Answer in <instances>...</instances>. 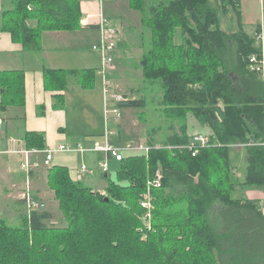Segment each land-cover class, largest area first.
Returning <instances> with one entry per match:
<instances>
[{"label": "trees", "instance_id": "obj_1", "mask_svg": "<svg viewBox=\"0 0 264 264\" xmlns=\"http://www.w3.org/2000/svg\"><path fill=\"white\" fill-rule=\"evenodd\" d=\"M11 1L0 31L27 50L38 49L45 32L81 28L79 0ZM129 6L152 36L140 63L143 78L161 84L166 110L180 118L192 113L206 126L211 145L196 157L179 150L194 136L182 126L164 148L116 162L118 178H107L106 194L73 181L67 167H52L48 184L64 225L49 226L47 210L33 212L18 228L0 217V264H264V211L258 202L234 197L238 184L231 179L229 145L264 141V86L248 70L260 49L245 30L241 0H129ZM230 14L233 32L221 25ZM72 75L84 88L94 86L95 70H46L45 87L63 91ZM125 96L122 109L148 107L147 97ZM25 101L24 73L0 72V116ZM23 140L27 149H46L41 133L28 132ZM246 149L242 184L264 190V147ZM159 167L164 178L151 191L147 221L140 199Z\"/></svg>", "mask_w": 264, "mask_h": 264}, {"label": "crops", "instance_id": "obj_2", "mask_svg": "<svg viewBox=\"0 0 264 264\" xmlns=\"http://www.w3.org/2000/svg\"><path fill=\"white\" fill-rule=\"evenodd\" d=\"M79 1L82 11L81 28L74 32H45L42 34L39 48L36 50H27L21 43L14 42L10 33L0 31V72L22 71L25 75L26 98L23 106L9 105L5 113L0 116V151L8 152L26 148L23 139L28 132L43 134L46 148L58 147L63 144L71 146L82 144L85 147H91L94 142L102 141L99 137L104 135L106 129L105 99L103 88H95L97 81H99L97 79L100 77L98 70L101 66V58L99 64L93 62L85 45L86 31L96 30L99 33L98 20L101 12L121 31V39L114 52L118 70L110 75L112 85L115 83L118 86L117 79L122 72L121 65L127 59L135 63L133 69L137 70L140 73V77H142L140 62L144 53L152 44L151 33L143 29L142 15L140 23L137 22L135 17H137L136 12L138 11L130 8L129 0L106 1L107 3L102 6L95 0ZM115 1V5L109 3ZM260 2H264V0H260ZM241 3L245 30L248 25L258 27L262 25L259 32H264V21H261L260 16L255 14L256 9L259 7L257 5L253 6L252 0H241ZM243 4L247 6L249 12L243 11ZM124 7H128L129 16L134 20V22L131 21L130 25H126V20L124 19H121V23L116 24L107 14L108 10L116 12ZM12 8L13 3L11 0H0V28L2 27L4 13ZM259 32L257 31L256 34ZM255 35L253 38H255ZM46 70H64L70 73L95 70L96 80L93 87L84 88L80 78L72 75L68 77L65 90H54L51 87L47 89L45 87ZM113 88L119 92L114 86ZM132 92L140 93V91L136 90H132ZM62 98L64 105L60 106ZM75 98H78L82 104L80 108L84 119L83 125L88 129L73 130L71 128L68 106L69 102L72 103ZM96 108L98 109V120L94 116ZM124 110L126 109H123V112ZM181 130L183 129L180 128ZM94 133H99L97 135L100 136L93 141H86V138L97 136L90 135ZM81 155H85V159H88V162L91 160L92 164L88 168L90 171L95 172L94 177L96 178L97 174L100 173V177L105 180V172L100 168V163L105 159L102 154L91 152L85 154L74 152L57 153L54 156L52 167H67L73 180L88 183V187L93 189V191L104 193L108 184L102 186L103 188L98 186L90 187V184H95L87 180L88 174L79 179L78 170L80 169ZM89 155H92L91 158H88ZM21 157V155L15 153L0 155V217L15 224L21 219V215L17 212L19 209L17 203L21 201L20 193L23 191L20 188L23 186L22 177L24 178L20 168ZM32 182L35 191H40L38 194H42L43 185L40 180L35 176ZM39 183L41 187H38ZM247 197L248 199H257L256 197L259 196L250 192Z\"/></svg>", "mask_w": 264, "mask_h": 264}, {"label": "rangeland", "instance_id": "obj_3", "mask_svg": "<svg viewBox=\"0 0 264 264\" xmlns=\"http://www.w3.org/2000/svg\"><path fill=\"white\" fill-rule=\"evenodd\" d=\"M105 0L104 3H107ZM253 6L257 5L259 7L256 9L255 14L257 16H260L261 21H264V2H260V0H252ZM103 3V4H104ZM111 5H115V2H109ZM106 5V4H105ZM104 7V6H103ZM253 10V9H252ZM243 11L249 12L247 9V6L243 4ZM107 12V11H106ZM133 13V11H132ZM108 16L116 23H121V19L126 20V25H130L131 21L134 22L132 17L130 18L129 9L128 7H124L123 9L120 8L116 12H112L108 10L107 12ZM137 22L140 23L141 21V14L139 12H136ZM128 17V19H126ZM221 25L224 30L228 32H233L236 30V23L235 19L233 18V14H230V16L226 18H222ZM141 26V25H139ZM262 25L260 26V28ZM258 30V26L255 25H248L246 27V31L251 36H254ZM96 30H89L85 32V45L87 50L89 51L88 54L91 55V59L96 64L100 63V56L99 54L93 50V47L99 42V37ZM98 37V40H97ZM135 59H137L135 57ZM138 60V59H137ZM141 63V62H140ZM135 63L130 60H126L123 62L122 66V72L118 75V86L113 83L112 86H114L116 89L119 90L120 93L123 95H127L130 98L134 97H147L148 99V107L143 110L138 109H126L124 110L121 118V124L116 127L115 134L112 137V142L117 147H126V145L135 143H148L149 139H152L157 142V145L163 144V142L173 133H180V128L182 126L185 127L188 130L190 134H196V133H202L203 135H207L209 133V130L206 126H203L200 124V121L192 114L183 113V117L180 118L179 113L173 112V110H166L164 106H162V98H163V89L160 83L153 85L150 83V81H145V79L140 77V73L137 72V70H134ZM118 70V64L115 61L114 69L110 72V75H112L115 71ZM142 71V70H141ZM109 75V79H110ZM231 77L234 80V84L236 88H239V85L241 83L240 76L235 74L234 72L231 74ZM100 78V77H99ZM97 79L96 83V89H102V79ZM110 82L112 84V81L110 79ZM132 90L140 91V93H133ZM102 91V90H101ZM96 93V92H94ZM81 102L78 100V98H75L72 103L69 102V122H71V128L73 130H84L88 129L85 125H83V115H81ZM172 109V108H171ZM95 119L98 120V109L96 108V113L94 111ZM122 127V128H121ZM121 128V129H119ZM120 131V132H119ZM105 132V131H104ZM99 133H94L90 135H97ZM98 136L86 138V141H93ZM102 139L100 141L101 143L104 141V135L99 137ZM230 147V162H231V168H232V182L234 184H238L235 188L234 197H242L248 199V195H250V192H253L257 194L259 197H256L257 199H249V200H255V202H258V205L260 206V209L264 211V190L256 189L254 187H244L242 183L245 181V170L247 168V159H248V151L247 147L244 148H236L234 145H229ZM126 156H128V153H124ZM88 155V154H87ZM82 156H84L82 158ZM92 155H89L88 158H91ZM85 155H81L79 166L81 167L83 164H86L87 166L91 165V160L88 162V159H85ZM21 162V161H20ZM119 164L116 163L114 160L109 161V170L105 173H108V175L111 176L112 180H117V174L120 170ZM51 168H42L39 169L36 172L31 173L29 176L22 172L24 175V178L22 177L23 186L20 187L22 190V193H20L21 201H18L17 207L18 213L21 215V219L18 223H12L6 221V223L11 227H22V222L24 220L30 217V212L28 208V204L26 203V200H24V195L29 191L32 193L33 196H35L40 202L45 204V208L40 209L38 212L43 213V211L47 210L52 213L53 218L49 221H47V224L49 226H57L61 227L64 225L63 219V213L60 210V203L59 200L56 199L55 192L51 189L50 185L48 184V171ZM22 171V170H21ZM87 175V180H90L95 185H91L90 187H100L108 184L107 180L100 177V173L97 174L96 178L94 177L95 172L90 171ZM71 175V174H70ZM36 176L38 180H40V183L43 185V192L42 194L40 191L36 192L34 189V185L32 180ZM93 177V178H92ZM73 180V178H72ZM75 181V180H73ZM78 183L79 181H75ZM236 182V183H235ZM39 183L38 187H41V184ZM84 186H89L88 183H82ZM21 185V184H19ZM107 187V186H106ZM93 190V189H92ZM97 192V191H95ZM106 194V192L102 193ZM145 239V238H144Z\"/></svg>", "mask_w": 264, "mask_h": 264}, {"label": "built area", "instance_id": "obj_4", "mask_svg": "<svg viewBox=\"0 0 264 264\" xmlns=\"http://www.w3.org/2000/svg\"><path fill=\"white\" fill-rule=\"evenodd\" d=\"M101 6L105 0H95ZM112 1V0H108ZM98 30H99V42L93 47L101 58V66L98 70V75L101 77L103 82V93L105 99L104 113H105V133L104 141L94 142L91 147H85L82 144L77 146H71L69 144L59 145L58 147L46 148L44 150L39 149H27L23 148L20 150H13L8 152L0 151V155L4 153H15L21 155L20 168L22 172L28 176L38 171L42 168H52L54 156L57 153L74 152V153H96L105 156L103 162L100 163V168L103 172L109 170V161L114 160L116 162H121L127 157L146 155L148 156L151 150L164 148L161 145H156L155 147L149 145L148 143H131L126 145V147H117L112 142V137L115 134L116 127L121 124V118L123 114V109L120 104L124 101H128L125 95L117 92L109 79L110 72L115 66L114 52L116 51L118 44L121 39V31L117 28L112 21L107 19L103 13L99 14L98 20ZM255 42L260 51L256 54L251 55L248 59V70L259 76L264 86V32L261 31L255 35ZM211 145L210 138L207 135L196 134L190 141L183 146L184 148H179L181 151H186L192 155V157L198 156L204 149L209 148ZM234 146L236 148H244L248 146H262L264 147V141H254L252 143L243 144L237 143ZM169 149H173L168 147ZM124 153H128L126 156ZM89 173V168L86 164H83L78 170L79 179L86 176ZM164 178V173L161 167H159L152 179L147 181V191L143 194L140 199L141 207L146 211L144 215V220L150 221L152 219V197L151 191L155 188H161ZM24 200L28 204V210L30 216L33 212H38L40 209L45 208V204L40 202L35 196L29 191L24 195ZM264 205V204H263ZM30 218V217H29ZM150 228V225H149Z\"/></svg>", "mask_w": 264, "mask_h": 264}, {"label": "water", "instance_id": "obj_5", "mask_svg": "<svg viewBox=\"0 0 264 264\" xmlns=\"http://www.w3.org/2000/svg\"><path fill=\"white\" fill-rule=\"evenodd\" d=\"M104 177H105V179H107V178H108V174H107V173H105V176H104Z\"/></svg>", "mask_w": 264, "mask_h": 264}]
</instances>
